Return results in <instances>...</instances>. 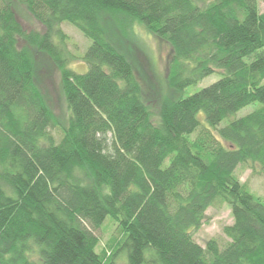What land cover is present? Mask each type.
Masks as SVG:
<instances>
[{"label": "trees", "instance_id": "trees-1", "mask_svg": "<svg viewBox=\"0 0 264 264\" xmlns=\"http://www.w3.org/2000/svg\"><path fill=\"white\" fill-rule=\"evenodd\" d=\"M23 11L43 30H25ZM135 24L170 47L166 90L114 37ZM62 25L90 41L85 72L70 67ZM39 61L58 74L61 117ZM241 165L264 178L258 0H0V264H264V198ZM218 203L232 212L228 241L202 246L193 233ZM107 217L119 238L97 251Z\"/></svg>", "mask_w": 264, "mask_h": 264}, {"label": "rangeland", "instance_id": "rangeland-1", "mask_svg": "<svg viewBox=\"0 0 264 264\" xmlns=\"http://www.w3.org/2000/svg\"><path fill=\"white\" fill-rule=\"evenodd\" d=\"M258 9L260 12H264V1L258 0ZM110 21V17L105 15ZM18 19L21 22L25 30H37L42 31V26L29 16L25 11L18 15ZM110 23V22H109ZM65 24V23H64ZM64 32L69 36V49L78 56V58L72 59L70 67L77 72H85L87 65L80 58L90 41L84 38L74 27L70 25H62ZM113 28L114 37L119 40L120 45L124 48L125 53L130 58L132 63L137 68V71L146 76L152 83L155 91L158 89L155 78L158 79L162 89L168 88L166 81V69H167V57L169 56L170 47L167 43L158 40L153 34L145 31L138 24L134 25L131 34L116 35V30ZM38 74H41V80L39 79V85L43 91V94L51 107L53 113L61 117V114H65V105L58 87V74L55 71L52 75L47 67V64L43 61L38 62ZM154 75V76H153ZM220 77L218 72L202 79L196 85H191L185 89L178 91L177 96L185 97L194 92H197L201 88L213 83ZM144 78L147 85V79ZM159 92V90H157ZM155 95H159L156 93ZM262 104L260 102H253L242 109H240L234 117H241L247 112H250ZM199 117L203 119V114L200 113ZM227 122V119L221 122L223 125ZM240 182L245 183L248 189L255 196H261L264 198V178L258 172L252 170L248 166H238L235 171ZM233 223V216L229 205L226 203H218L210 206L205 211V218L198 230L193 233L194 240L204 246L206 242L215 238L220 245H223L228 241L227 236L223 232V228L226 225ZM98 236L99 243L97 251L108 248V245L113 241L112 239L119 238V230L117 223L110 217H107L102 226L95 230ZM109 250V248H108ZM125 255H119L116 258L117 264H125Z\"/></svg>", "mask_w": 264, "mask_h": 264}]
</instances>
